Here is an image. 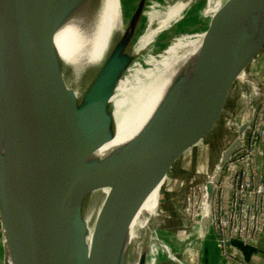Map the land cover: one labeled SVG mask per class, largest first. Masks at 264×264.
Returning a JSON list of instances; mask_svg holds the SVG:
<instances>
[{
	"label": "water",
	"instance_id": "1",
	"mask_svg": "<svg viewBox=\"0 0 264 264\" xmlns=\"http://www.w3.org/2000/svg\"><path fill=\"white\" fill-rule=\"evenodd\" d=\"M77 1L0 0V264H9L8 254L11 264H126L137 256L138 264H147L159 208L132 240L134 219L155 189L161 188V201L166 183L180 184L173 172L186 171L222 114L232 85L264 51V0H221L220 12L203 20L209 0L203 10L201 0H189L190 12L180 23L192 24L186 33L209 34L193 71L176 78L135 139L106 160H91L116 131L112 99L122 72L134 61L131 48L148 0L129 8L123 36L81 97L66 85L55 43L68 15L96 0ZM174 25L162 30L166 41L181 27ZM250 125L249 118L241 123L206 183L197 222L204 238L211 231L215 185ZM105 188L110 191L88 245L87 202ZM216 254L223 264L220 249Z\"/></svg>",
	"mask_w": 264,
	"mask_h": 264
},
{
	"label": "bare ground",
	"instance_id": "2",
	"mask_svg": "<svg viewBox=\"0 0 264 264\" xmlns=\"http://www.w3.org/2000/svg\"><path fill=\"white\" fill-rule=\"evenodd\" d=\"M82 1L77 2L81 4ZM187 2L189 0H174L171 3L169 0L147 1L144 23L131 48L134 61L122 72L112 99L116 131L112 140L95 152L91 160H106L135 139L151 121L176 78L181 73L193 71L209 34L208 31L186 33L192 24L183 26L179 20L190 12ZM136 3L137 0H96L89 7L85 4L73 10L57 30L55 43L65 63L64 80L78 97L94 83L105 59L111 56L126 30L128 10H133ZM221 3V0H209L199 20L219 13ZM172 23L181 27L172 35L171 41H166L167 35L161 33ZM155 43L162 46L153 47ZM244 73L237 78L241 85L240 78H244ZM109 191L110 188L95 191L87 202L85 223L88 245L92 242L99 213ZM160 191V187L155 189L142 205L131 226L132 240L138 236L137 230L157 214ZM7 259L11 264L9 254ZM138 260L137 256L126 264H138ZM155 260L156 251L151 249L147 264H155Z\"/></svg>",
	"mask_w": 264,
	"mask_h": 264
},
{
	"label": "rangeland",
	"instance_id": "3",
	"mask_svg": "<svg viewBox=\"0 0 264 264\" xmlns=\"http://www.w3.org/2000/svg\"><path fill=\"white\" fill-rule=\"evenodd\" d=\"M171 1L174 0H169V3ZM205 7V1L201 0L198 8L203 10ZM201 27L198 26L196 31L202 29ZM263 56L264 51L260 57ZM244 75L243 79L240 78L241 82L245 78L252 79L248 70ZM249 89L251 87L247 84L241 85L239 79L235 81L215 127L203 138L204 145L190 159L186 171L180 172L177 167L173 172V175L181 180L180 184L174 188L168 183L163 186L158 216L151 228L154 234L151 249L156 251L155 264H209L211 250H214V253L219 251L217 236L213 230L205 238L200 235L197 223L189 210L188 198L194 189L205 181L206 175L213 171L222 153L235 141L238 126L250 118L253 109L244 98ZM235 260L237 261V258ZM223 264L232 262L225 258Z\"/></svg>",
	"mask_w": 264,
	"mask_h": 264
},
{
	"label": "built area",
	"instance_id": "4",
	"mask_svg": "<svg viewBox=\"0 0 264 264\" xmlns=\"http://www.w3.org/2000/svg\"><path fill=\"white\" fill-rule=\"evenodd\" d=\"M245 84L251 87L244 95L253 109L251 125L223 167L209 207L211 230L217 236L221 255L232 264L237 262L232 252L234 242L250 244L264 238V172L259 162L264 143V84L246 78ZM214 172L215 168L189 195V210L196 223L203 214L206 183Z\"/></svg>",
	"mask_w": 264,
	"mask_h": 264
},
{
	"label": "crops",
	"instance_id": "5",
	"mask_svg": "<svg viewBox=\"0 0 264 264\" xmlns=\"http://www.w3.org/2000/svg\"><path fill=\"white\" fill-rule=\"evenodd\" d=\"M261 54L256 58L254 63L248 69V73L251 75L253 80H257L260 84H264V56L260 57ZM260 98H257V102ZM263 156L259 162L264 172V143H263ZM234 250L232 252L236 255L237 262L234 264H264V239L260 240L256 244H245L241 242H234ZM209 264H220L218 257L214 250H211Z\"/></svg>",
	"mask_w": 264,
	"mask_h": 264
}]
</instances>
